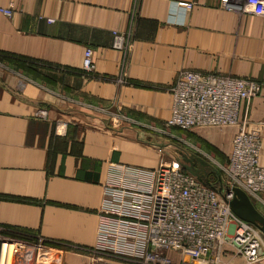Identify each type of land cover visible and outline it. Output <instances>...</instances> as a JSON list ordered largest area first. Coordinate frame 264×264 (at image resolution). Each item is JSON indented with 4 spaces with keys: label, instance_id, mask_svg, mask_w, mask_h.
Wrapping results in <instances>:
<instances>
[{
    "label": "crops",
    "instance_id": "0c3cea01",
    "mask_svg": "<svg viewBox=\"0 0 264 264\" xmlns=\"http://www.w3.org/2000/svg\"><path fill=\"white\" fill-rule=\"evenodd\" d=\"M0 8L13 11L0 12V227L46 239L38 257L51 262L39 264H110L91 251L111 164L151 170L164 160L148 139L166 126L182 72L264 83V15L221 0H0ZM115 31L130 35L128 52L113 48ZM246 105L244 125L204 137L229 155L240 128L257 130L264 166V86ZM226 247L219 264H248Z\"/></svg>",
    "mask_w": 264,
    "mask_h": 264
},
{
    "label": "built area",
    "instance_id": "2783aa9c",
    "mask_svg": "<svg viewBox=\"0 0 264 264\" xmlns=\"http://www.w3.org/2000/svg\"><path fill=\"white\" fill-rule=\"evenodd\" d=\"M241 3L264 15V0H221L229 10H240ZM0 12L13 14L8 8ZM112 46L128 52L130 35L115 31ZM83 64L89 72L96 68L90 47L85 49ZM263 86L244 77L184 71L171 89L173 102L165 128L244 125L241 107ZM165 128L154 129L167 132ZM261 147L257 130L240 128L228 162L218 168L230 188L239 187L253 202L264 204ZM226 197L231 199L232 192ZM100 211L98 241L91 254H103L110 264H219L226 246L248 264L264 261L261 230L238 217L216 190L174 162L162 160L151 170L112 163ZM49 247L42 237H13L0 227V264H28L29 258L38 264V255ZM171 251L180 256L178 262Z\"/></svg>",
    "mask_w": 264,
    "mask_h": 264
},
{
    "label": "rangeland",
    "instance_id": "374dc122",
    "mask_svg": "<svg viewBox=\"0 0 264 264\" xmlns=\"http://www.w3.org/2000/svg\"><path fill=\"white\" fill-rule=\"evenodd\" d=\"M250 100L245 101L241 107L242 108L241 115L243 119L247 121H248V111L246 104L250 102ZM229 125L231 124L221 125V126H204V127L196 126L190 129H182L179 127H172L166 129L164 127L167 132H165L164 129H162L161 132L156 130L155 132L156 134L155 135L152 134L155 136V139L153 141L148 139V141H150L149 144L152 145L157 150V152L161 154L162 158H164L165 161L174 162L176 164H179L180 166H183L182 165V162H184L183 156L186 155L187 152H189V153H194L202 157L203 159L207 160L211 165H213L218 170V172H220L218 166L226 164L227 163L226 160L229 158L230 154L224 155L219 147H217L216 145H214L204 137L205 136L204 134L208 130H219L228 127ZM215 182H217V180ZM223 184L225 189L229 187L226 183ZM263 198H264V194H263ZM256 204L259 210L262 211L264 214V204L260 202H256Z\"/></svg>",
    "mask_w": 264,
    "mask_h": 264
},
{
    "label": "water",
    "instance_id": "95a60500",
    "mask_svg": "<svg viewBox=\"0 0 264 264\" xmlns=\"http://www.w3.org/2000/svg\"><path fill=\"white\" fill-rule=\"evenodd\" d=\"M182 165L188 172L195 175L199 180L216 190L221 197L229 204L231 210L241 219L254 224L264 234V214L261 212L249 195L239 187L225 189L224 181L220 172L202 157L187 152L183 156ZM213 173L217 177V182L208 180V173ZM222 179V181H221ZM219 181V182H218ZM232 192V198L227 199L226 195Z\"/></svg>",
    "mask_w": 264,
    "mask_h": 264
},
{
    "label": "bare ground",
    "instance_id": "6f19581e",
    "mask_svg": "<svg viewBox=\"0 0 264 264\" xmlns=\"http://www.w3.org/2000/svg\"><path fill=\"white\" fill-rule=\"evenodd\" d=\"M46 251H47V250H46ZM54 253H55V252H54ZM43 254H44V253H43ZM52 254H53V253H52ZM41 257H42V259H41ZM27 259H28V258H27ZM40 259H41V261H43V263L48 262L49 260H50V262H51V258L48 257L47 255L39 256V257H38V264H39Z\"/></svg>",
    "mask_w": 264,
    "mask_h": 264
}]
</instances>
